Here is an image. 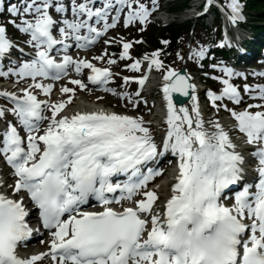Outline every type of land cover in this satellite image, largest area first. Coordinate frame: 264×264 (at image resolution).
I'll return each mask as SVG.
<instances>
[{
    "label": "snow or ice",
    "instance_id": "snow-or-ice-1",
    "mask_svg": "<svg viewBox=\"0 0 264 264\" xmlns=\"http://www.w3.org/2000/svg\"><path fill=\"white\" fill-rule=\"evenodd\" d=\"M212 3L206 0L204 10ZM157 7V0H152L151 7L145 0L9 3L10 18L0 21V76L14 75L27 86L18 91L0 90V96L12 105H0V120L4 121L0 156L10 166L13 179L8 184L0 176V264H264V83H244V93L256 102L229 108L223 103L225 98L237 106L244 99L241 86L232 78H246L248 73L210 65L226 74H211L223 84L220 91L206 90L211 105L216 112L222 108L230 112L235 119L231 127L245 134V142L253 146L251 155L258 158V179L254 184L243 183L234 193V202L225 203V190L244 179L245 156L219 116L205 119L198 86L186 70L166 65L161 48L133 57L130 49L143 37L106 40V44L122 45L118 56L109 54L107 48L92 58L69 54L73 45L78 49L95 45L117 26L122 15L125 27L140 21L139 30L144 31ZM227 7L230 23L243 19L240 0H227ZM3 9L4 0H0V12ZM9 25L25 34L24 43L34 51L26 52L10 36ZM217 43L224 46L231 40ZM209 47H192L189 58L203 59ZM13 49L28 58L13 57ZM54 52L62 54V59ZM177 56L185 59L179 51ZM124 58L132 61L124 68L142 72L123 76L125 84L138 82L135 93L109 86L117 75L111 66ZM93 60H106L108 66H98ZM85 69L89 70L88 81L128 100L134 109L141 100L148 104L141 89L153 69L162 70L167 127L160 143L152 122L143 115L105 107L67 111L77 87L63 84L61 98H51L55 84L45 83V78L55 82L67 77L79 89L91 92L84 79L69 75L70 71L84 75ZM252 75L264 76V72ZM36 89L47 98H39ZM173 93L190 96L191 104L177 103ZM9 113L16 122L9 119ZM168 151L178 157V170L170 194L163 195L160 184L149 187V182L164 169L149 164ZM119 174L127 178L114 179ZM6 188H11V194ZM89 197L103 207L85 210L82 206ZM27 200L38 206L50 236L45 250L22 254L19 248L39 231L26 219L30 214Z\"/></svg>",
    "mask_w": 264,
    "mask_h": 264
},
{
    "label": "rangeland",
    "instance_id": "rangeland-1",
    "mask_svg": "<svg viewBox=\"0 0 264 264\" xmlns=\"http://www.w3.org/2000/svg\"><path fill=\"white\" fill-rule=\"evenodd\" d=\"M181 4V0H166L164 5L167 9H170L173 5H180ZM182 17L185 14V12H182ZM136 34H140L142 31H140L139 29L135 30ZM146 47H148V45L145 44Z\"/></svg>",
    "mask_w": 264,
    "mask_h": 264
},
{
    "label": "trees",
    "instance_id": "trees-1",
    "mask_svg": "<svg viewBox=\"0 0 264 264\" xmlns=\"http://www.w3.org/2000/svg\"><path fill=\"white\" fill-rule=\"evenodd\" d=\"M175 27V25L171 26V29H173Z\"/></svg>",
    "mask_w": 264,
    "mask_h": 264
},
{
    "label": "bare ground",
    "instance_id": "bare-ground-1",
    "mask_svg": "<svg viewBox=\"0 0 264 264\" xmlns=\"http://www.w3.org/2000/svg\"><path fill=\"white\" fill-rule=\"evenodd\" d=\"M162 189L165 190V187H163Z\"/></svg>",
    "mask_w": 264,
    "mask_h": 264
}]
</instances>
